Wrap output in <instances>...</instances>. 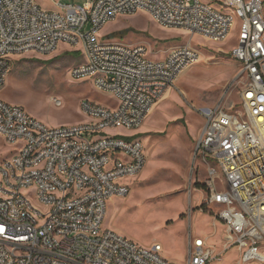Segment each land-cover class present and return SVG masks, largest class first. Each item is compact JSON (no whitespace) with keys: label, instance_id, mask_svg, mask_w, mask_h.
<instances>
[{"label":"built area","instance_id":"built-area-1","mask_svg":"<svg viewBox=\"0 0 264 264\" xmlns=\"http://www.w3.org/2000/svg\"><path fill=\"white\" fill-rule=\"evenodd\" d=\"M44 8L37 0H0V92L12 56L79 48L74 79L92 80L118 101L89 100V121L50 126L0 97V137L19 147L0 156V264H180L161 243L143 246L104 226L108 202L131 192L147 162L138 129L178 79L200 60L191 45L152 59L143 44L102 38L124 15L146 11L167 27L225 41L236 22L232 54L246 81L236 101L204 107L197 153L208 167L207 203L225 226L224 251L264 264V0H86ZM61 106L60 101L54 102ZM218 253L190 236L184 264H209Z\"/></svg>","mask_w":264,"mask_h":264},{"label":"rangeland","instance_id":"rangeland-1","mask_svg":"<svg viewBox=\"0 0 264 264\" xmlns=\"http://www.w3.org/2000/svg\"><path fill=\"white\" fill-rule=\"evenodd\" d=\"M37 1L56 9L58 2L86 0ZM238 32L239 21L225 41L217 42L184 28L162 26L146 11L121 16L100 31L105 39L145 45L152 59L165 58L173 47L182 45H191L200 54V60L154 106L142 128L109 130L141 138L147 162L136 180L127 179L133 182L131 192L108 202L104 226L143 246L161 243L164 255L180 264L188 260L191 235L209 238L218 253L209 264H263L244 262L236 247L224 251L225 226L207 203L208 165L197 153L205 123L201 109L236 101L246 81L242 63L232 54ZM83 61L82 51L66 44L50 55H14L0 97L50 126L89 121L83 100L109 107L118 101L92 80L71 77V67ZM57 100L61 106L54 103ZM18 149L0 137V156Z\"/></svg>","mask_w":264,"mask_h":264},{"label":"crops","instance_id":"crops-1","mask_svg":"<svg viewBox=\"0 0 264 264\" xmlns=\"http://www.w3.org/2000/svg\"><path fill=\"white\" fill-rule=\"evenodd\" d=\"M58 8H59V7H58ZM58 8H56V9H58ZM47 9H48V8H47ZM51 10H55V9H51ZM176 47H178V46H176ZM176 47H173V48H176ZM173 48H172V49H173ZM141 128H142V127H141Z\"/></svg>","mask_w":264,"mask_h":264},{"label":"snow or ice","instance_id":"snow-or-ice-1","mask_svg":"<svg viewBox=\"0 0 264 264\" xmlns=\"http://www.w3.org/2000/svg\"><path fill=\"white\" fill-rule=\"evenodd\" d=\"M4 231V229L3 228H0V232H3Z\"/></svg>","mask_w":264,"mask_h":264},{"label":"bare ground","instance_id":"bare-ground-1","mask_svg":"<svg viewBox=\"0 0 264 264\" xmlns=\"http://www.w3.org/2000/svg\"><path fill=\"white\" fill-rule=\"evenodd\" d=\"M154 110V109H153ZM153 110L151 111V113L153 112Z\"/></svg>","mask_w":264,"mask_h":264}]
</instances>
